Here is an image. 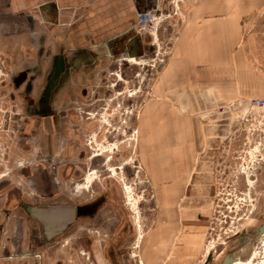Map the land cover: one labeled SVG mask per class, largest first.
<instances>
[{
    "label": "rangeland",
    "instance_id": "1",
    "mask_svg": "<svg viewBox=\"0 0 264 264\" xmlns=\"http://www.w3.org/2000/svg\"><path fill=\"white\" fill-rule=\"evenodd\" d=\"M5 1L0 41L13 44L0 43V264H204L209 255L211 264L233 255L234 264H264V0H159L158 9L143 0L144 17L129 1L125 19L111 11V25L92 41L134 27L142 55L100 45L79 64L69 61L54 116L30 141L18 139V119L43 76L34 93L25 88L24 66L38 60L16 33L28 21L54 30L41 14L54 1L19 3L8 17ZM85 11H75L76 23ZM169 66L173 86L159 95ZM151 105L165 121L153 156L162 167L165 152L185 154L182 183L155 185L143 164L140 120ZM23 201L101 207L96 219L39 242Z\"/></svg>",
    "mask_w": 264,
    "mask_h": 264
},
{
    "label": "crops",
    "instance_id": "2",
    "mask_svg": "<svg viewBox=\"0 0 264 264\" xmlns=\"http://www.w3.org/2000/svg\"><path fill=\"white\" fill-rule=\"evenodd\" d=\"M42 1V0H38ZM54 2L52 6H50V3L46 6H43L41 10L42 17H46V20L52 21V26L54 30L46 29L45 30H34L30 29L31 25L29 21L27 22V28L22 31H17V35H21L22 37L25 36V39L22 40L23 43H25L26 46L33 48L32 50L36 52V58L40 51H42L43 54V64L40 63L36 67L38 71V74H41L44 77L48 74L49 68L51 67V60L52 58H64L71 57V59H87V55L91 53L93 48H97L100 45L104 46V48L109 52V45L112 42H115L117 39L125 36L127 37V34H129L130 31L135 29L132 27L131 29L121 33V34H115L112 37L107 38L104 42L100 43H94L92 40L95 38V32L101 31L104 28L111 25L109 22V13L111 11L115 12V15L118 16L120 19L126 18V11L130 10L129 1L134 2L133 8L137 10L138 15L140 17L142 16L143 11H146V8L144 5H146L143 0H139V2H135L134 0H53ZM30 0H25L22 2L17 1L16 4L14 3V0H8L5 1L4 5L1 7L4 9L6 7L7 13L6 17L11 15L13 10H15V5L18 6L20 4H25L23 9H30ZM36 3L37 0H34ZM9 4V5H8ZM7 5V6H6ZM19 9V8H17ZM9 10V11H8ZM79 10H86L83 15V20L79 23H76L77 18V12ZM51 12L54 16L53 20L48 19L51 15ZM11 13V14H10ZM13 16V15H12ZM43 17V18H44ZM45 19V18H44ZM5 27L13 28L14 23L12 22V18L5 20ZM50 21H47L50 23ZM7 23V24H6ZM34 23V22H33ZM126 21L121 23L123 26L125 25ZM215 23V22H214ZM213 22H209L207 26L212 27L214 26ZM47 24V23H46ZM3 25V22L1 23ZM50 25V24H49ZM118 26V25H117ZM120 26V24H119ZM53 31V32H52ZM1 33V32H0ZM14 32H12L9 29V34H12V37ZM20 33V34H19ZM8 34V30H6V35ZM4 41V42H3ZM20 41V42H22ZM17 42V41H16ZM0 43H7L8 47L11 48V45L13 44V40L11 39H5L1 40ZM11 43V45H10ZM6 45V46H7ZM79 53V54H77ZM110 53V52H109ZM60 56V57H59ZM24 65V64H23ZM26 66V64H25ZM173 67H170L167 69V72H165L164 76L161 78L160 83L156 86V92L159 95H162L163 92L168 91L170 88H172L173 84L170 83L172 80H170L171 75L173 74ZM171 70V73H170ZM38 79H36L37 81ZM178 79H175L177 81ZM184 81L185 79H181L180 81ZM187 80V79H186ZM196 106V105H195ZM150 108H153V105L150 106ZM149 108V109H150ZM154 109L152 111H148V113L144 116H142V119L140 120V143L142 144L141 148L143 149V164L147 170H150L151 172V178L155 185H161L166 182H170V179H177L178 182L182 183L183 181V174L182 172L185 170L188 160H185V154L181 158H174L173 153L168 155L169 152H165V160L162 161V164H164L161 167V164H158L157 157L153 156L156 153V149L158 148L159 144L163 145V142H160L157 140L158 137V130L157 125H159V122L163 123L165 121L159 120V116L155 113H153ZM161 119V118H160ZM142 135V136H141ZM146 139V140H145ZM147 142V143H146ZM155 152V153H154ZM171 153V152H170ZM160 154V153H159ZM175 155V154H174ZM164 171L165 173L172 172L169 175L161 176L165 173L157 174V171ZM167 170V171H166ZM171 176V177H170ZM180 186V184H179Z\"/></svg>",
    "mask_w": 264,
    "mask_h": 264
},
{
    "label": "flooded vegetation",
    "instance_id": "3",
    "mask_svg": "<svg viewBox=\"0 0 264 264\" xmlns=\"http://www.w3.org/2000/svg\"><path fill=\"white\" fill-rule=\"evenodd\" d=\"M154 3L155 4L153 5V8L158 9L159 0H155ZM144 6L148 7L147 4ZM142 16H145V15L142 14ZM132 31H135V29H133ZM132 31L129 32V34L131 33L129 37L123 36L117 39L115 42H112L109 44L110 54L118 55V54H122L124 51L129 52L131 50H134L135 47L133 46V41L135 40V43L137 42L139 48L137 47V50H135L134 52L138 54L137 56L142 55V52L140 51L141 39L138 36H135L134 34H132L133 33ZM42 57H43V54H42V51H40L39 54L37 55L38 61L35 64H26V66H24L25 70L22 73V76L24 77L23 82H24L25 88L30 90L33 93L36 90L35 85L37 82L36 79L38 75V71H36L37 70L36 67L38 66L39 63L41 65L43 64ZM61 59L65 60L66 67L63 70H60V73L57 76L54 88L52 89L51 82L55 80L56 71H57V68L59 67L58 65L59 58H56V57L52 58L51 60V65H50L51 67L49 68L48 74L44 77L43 82L41 83L39 87L40 90H38L39 92H38L35 104L33 105L32 103H29L28 105L29 107L25 109V113L22 114L21 117L18 119V122H21L18 124V126L21 127V129L18 130L17 132L18 139L30 141L32 139L35 140V139L41 138V135H40L41 129L46 127L47 123H49V121H51V119L53 118L54 116L53 106H52L53 96L55 92L58 90L59 86L61 85L63 77L72 69V67H69L70 65L69 61H71L73 65H76L77 63V59L68 60V57L66 56ZM49 93L51 95L50 98L47 97ZM46 100L48 101L46 102ZM36 124L37 125L39 124L38 127L35 126ZM30 126H31V129H30ZM29 205L34 206V208H40V207L45 206V205H41V204L39 205L36 203L27 202V201H23L22 203H20L19 209L23 212L24 214L23 216L27 219L28 218L32 219L29 216V213L27 212V208H26ZM71 205L74 208L78 209L77 212L79 216L78 218H76V220L71 224V226L67 230H65L64 232H62L61 234L57 236L48 238L47 235L45 234L43 225L37 220L32 219L34 224L37 225V227L39 228V237L37 238L39 242L41 241L42 238H44V240L45 239L50 240V242L53 241L54 239H57L58 237L64 235L72 227H75L76 225H78L82 219H86V220L96 219L97 218L96 216L101 207L99 202H95L94 204L75 203ZM244 237L246 238L245 240H247V236L245 234H244ZM245 240L243 242H245ZM233 256H236V255H233Z\"/></svg>",
    "mask_w": 264,
    "mask_h": 264
},
{
    "label": "water",
    "instance_id": "4",
    "mask_svg": "<svg viewBox=\"0 0 264 264\" xmlns=\"http://www.w3.org/2000/svg\"><path fill=\"white\" fill-rule=\"evenodd\" d=\"M109 44H107L108 46ZM133 46L135 47L134 50H131L129 52L124 51L123 53L127 54L130 57H137V53L134 51L137 50V47L139 48L137 42L135 43V40L133 41ZM79 54V53H77ZM81 59H77V63L79 64ZM59 67L56 71V77L55 80H53L51 83L52 89L55 86V82L57 79V76L60 73V70H63L66 67L65 60L59 58L58 62ZM47 97H51L50 93ZM48 100H46L47 102ZM47 108V106H46ZM49 109V108H48ZM47 111V110H46ZM27 212L29 213V216L32 219L37 220L43 225V228L45 230V234L48 238H51L53 236H57L67 230L71 224L78 218V212L76 208H74L71 204L66 203H51L46 204L43 207L40 208H34V206L29 205L26 207ZM264 233V225L261 226L258 229L257 237L260 238V236ZM246 238L244 237V234L241 236V241L243 242ZM213 262V255H209L206 263L204 264H211ZM235 262V256H227L222 264H234Z\"/></svg>",
    "mask_w": 264,
    "mask_h": 264
},
{
    "label": "bare ground",
    "instance_id": "5",
    "mask_svg": "<svg viewBox=\"0 0 264 264\" xmlns=\"http://www.w3.org/2000/svg\"><path fill=\"white\" fill-rule=\"evenodd\" d=\"M82 185H79V187H81Z\"/></svg>",
    "mask_w": 264,
    "mask_h": 264
},
{
    "label": "built area",
    "instance_id": "6",
    "mask_svg": "<svg viewBox=\"0 0 264 264\" xmlns=\"http://www.w3.org/2000/svg\"><path fill=\"white\" fill-rule=\"evenodd\" d=\"M262 105H264V103Z\"/></svg>",
    "mask_w": 264,
    "mask_h": 264
}]
</instances>
